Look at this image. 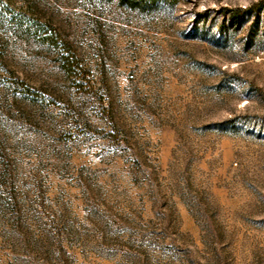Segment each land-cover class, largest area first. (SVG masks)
Returning a JSON list of instances; mask_svg holds the SVG:
<instances>
[{"label": "rangeland", "instance_id": "obj_1", "mask_svg": "<svg viewBox=\"0 0 264 264\" xmlns=\"http://www.w3.org/2000/svg\"><path fill=\"white\" fill-rule=\"evenodd\" d=\"M260 0H0V264H264Z\"/></svg>", "mask_w": 264, "mask_h": 264}, {"label": "trees", "instance_id": "obj_2", "mask_svg": "<svg viewBox=\"0 0 264 264\" xmlns=\"http://www.w3.org/2000/svg\"><path fill=\"white\" fill-rule=\"evenodd\" d=\"M130 2V4L134 5L135 3H137L140 0H128ZM264 7V0H260L257 4L254 5V7H246L244 9H241L243 12L247 13V12H251L254 8H261Z\"/></svg>", "mask_w": 264, "mask_h": 264}]
</instances>
